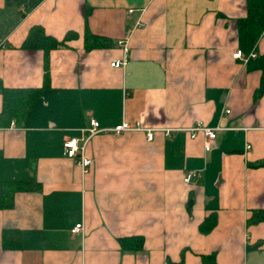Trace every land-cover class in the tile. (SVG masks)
Segmentation results:
<instances>
[{
    "label": "crops",
    "instance_id": "obj_1",
    "mask_svg": "<svg viewBox=\"0 0 264 264\" xmlns=\"http://www.w3.org/2000/svg\"><path fill=\"white\" fill-rule=\"evenodd\" d=\"M35 26L75 35L46 88ZM41 88L0 127V187H33L0 210V264H264V0H0V114L4 89ZM91 120L160 131L94 136L86 172L64 143ZM198 123L223 129L210 151Z\"/></svg>",
    "mask_w": 264,
    "mask_h": 264
},
{
    "label": "trees",
    "instance_id": "obj_2",
    "mask_svg": "<svg viewBox=\"0 0 264 264\" xmlns=\"http://www.w3.org/2000/svg\"><path fill=\"white\" fill-rule=\"evenodd\" d=\"M89 33V32H88ZM75 38L74 34H69L63 41L49 36L45 33L44 29L40 26L33 27L24 43V48L28 50H42L45 54V85L44 88L49 86V54L52 50L60 47H65L66 43ZM43 91L41 89H4L3 90V110L0 114V127H9L12 121L21 122L24 120L28 110L32 104L39 98ZM31 183L22 182H5L0 187V210L12 209L15 205V196L22 191L31 190ZM257 222L264 221V212L256 215ZM216 218L210 217L202 226L203 233H209L216 225ZM9 230L4 232L5 241ZM6 243V244H5ZM5 248L12 247L11 242H5ZM142 240H138L136 250L142 248ZM125 247V245H124ZM203 264H216L215 255L203 256Z\"/></svg>",
    "mask_w": 264,
    "mask_h": 264
},
{
    "label": "built area",
    "instance_id": "obj_3",
    "mask_svg": "<svg viewBox=\"0 0 264 264\" xmlns=\"http://www.w3.org/2000/svg\"><path fill=\"white\" fill-rule=\"evenodd\" d=\"M119 45H124L125 50H128V46L126 43H124L123 41L119 42ZM234 57L236 59H243L244 58V54L242 51L238 50L235 54ZM252 57H256V54H253ZM126 62L125 61H116L114 63L111 64L112 67H116V68H120L125 66ZM147 131V139L149 141H152L156 135L157 132H159L160 130L158 129H153V130H146L141 124H135L132 125L130 123H123L120 126L115 127L114 129H105L102 128L100 126V124L95 121V120H91L90 122V127L87 129H84L83 132V136L81 138L78 137H72V138H68L66 139L65 143H64V149L66 152V155L69 158L72 159H77L79 165H81L84 169V171H89L90 167L93 164L92 159L88 158L86 156V147L88 145V143L90 142V140L100 134V133H110L113 132L117 135H121L125 132H130V131ZM223 129L221 127L218 128H210V127H206L204 125H202V123H198L195 126L191 127L190 129L185 130L192 139H196L199 135H203L205 137V148L206 151H210L213 148V145L216 142L217 136H218V132L222 131ZM165 133L167 135H170L171 130H165ZM248 149L251 148V146L247 147ZM197 175L196 173H190L186 179L185 182L188 184H191V179L192 176ZM84 229V225L83 224H79L77 225L73 230H72V234L77 235L79 233H81Z\"/></svg>",
    "mask_w": 264,
    "mask_h": 264
}]
</instances>
